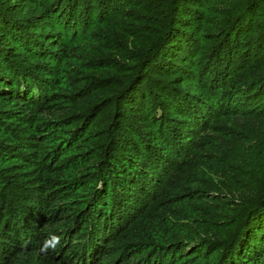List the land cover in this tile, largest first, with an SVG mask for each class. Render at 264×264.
<instances>
[{"label": "trees", "instance_id": "trees-1", "mask_svg": "<svg viewBox=\"0 0 264 264\" xmlns=\"http://www.w3.org/2000/svg\"><path fill=\"white\" fill-rule=\"evenodd\" d=\"M0 264H264V0H0Z\"/></svg>", "mask_w": 264, "mask_h": 264}, {"label": "clouds", "instance_id": "clouds-1", "mask_svg": "<svg viewBox=\"0 0 264 264\" xmlns=\"http://www.w3.org/2000/svg\"><path fill=\"white\" fill-rule=\"evenodd\" d=\"M60 243H61L60 236L51 235L44 240L40 250L42 253H45V254L49 251V249H51L52 251H55L57 247L60 245Z\"/></svg>", "mask_w": 264, "mask_h": 264}, {"label": "rangeland", "instance_id": "rangeland-1", "mask_svg": "<svg viewBox=\"0 0 264 264\" xmlns=\"http://www.w3.org/2000/svg\"><path fill=\"white\" fill-rule=\"evenodd\" d=\"M210 3V2H209Z\"/></svg>", "mask_w": 264, "mask_h": 264}]
</instances>
